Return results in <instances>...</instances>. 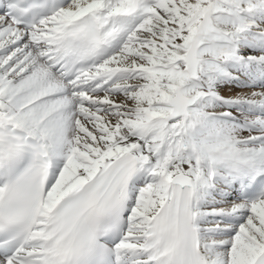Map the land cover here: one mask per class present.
I'll return each instance as SVG.
<instances>
[{
  "label": "snow or ice",
  "instance_id": "6c2138e0",
  "mask_svg": "<svg viewBox=\"0 0 264 264\" xmlns=\"http://www.w3.org/2000/svg\"><path fill=\"white\" fill-rule=\"evenodd\" d=\"M0 264H264V0H0Z\"/></svg>",
  "mask_w": 264,
  "mask_h": 264
}]
</instances>
